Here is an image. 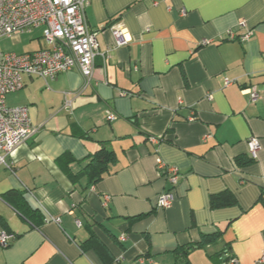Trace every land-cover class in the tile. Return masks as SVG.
<instances>
[{
    "label": "crops",
    "instance_id": "obj_1",
    "mask_svg": "<svg viewBox=\"0 0 264 264\" xmlns=\"http://www.w3.org/2000/svg\"><path fill=\"white\" fill-rule=\"evenodd\" d=\"M86 18L99 46L89 82L78 68L24 75L6 97L37 131L0 164V231L18 235L0 264H181L184 248L190 264H264V0H89ZM240 21L250 39H226ZM36 30L18 53L45 46L42 28L11 39ZM102 142L116 160L90 183L77 174ZM159 157L180 172L164 209ZM222 192L235 201L212 208ZM92 235L110 258L83 247Z\"/></svg>",
    "mask_w": 264,
    "mask_h": 264
},
{
    "label": "built area",
    "instance_id": "obj_2",
    "mask_svg": "<svg viewBox=\"0 0 264 264\" xmlns=\"http://www.w3.org/2000/svg\"><path fill=\"white\" fill-rule=\"evenodd\" d=\"M88 3L89 0H0V41L42 28L45 42L44 47L25 53L3 51L0 47V164L5 163V155L12 154L37 131V127L32 125L28 105L10 107L6 103L8 94L24 88V75L39 77L48 83L59 74L78 68L86 83L91 80L99 46L86 18ZM238 27L244 31L238 35L229 29L226 39L249 40L253 30L245 21H240ZM113 33L118 45L127 41L123 40L122 30L114 29ZM212 42L211 39L202 41L203 44ZM226 83L231 84L232 81L227 80ZM243 90L249 94L252 103L261 98L257 86ZM108 118L114 120L116 116L110 114ZM247 145L250 156L256 159L260 150L259 138L252 136ZM157 163L169 184L158 197L157 207L169 208L175 200L174 190L180 172L160 157ZM17 236L14 232L0 231V246H9ZM261 261H264V254ZM235 262L236 258L230 259L231 264Z\"/></svg>",
    "mask_w": 264,
    "mask_h": 264
},
{
    "label": "trees",
    "instance_id": "obj_3",
    "mask_svg": "<svg viewBox=\"0 0 264 264\" xmlns=\"http://www.w3.org/2000/svg\"><path fill=\"white\" fill-rule=\"evenodd\" d=\"M88 162L82 168V170L77 174V176H81L82 174H86L90 183H96L100 179L103 178V175L109 171V165L116 160L115 152L111 149H108L106 142H102V148L90 155L87 159ZM85 160V161H87ZM247 161V160H246ZM245 161V162H246ZM235 201L232 195H229L225 192L212 194L210 197V206L212 208H219L226 206L227 204H231ZM220 232H216L209 235H202L201 240L198 242L200 247L207 245L208 243L215 242L220 237ZM90 242V244H88ZM89 245L94 246L102 256H109V252L106 250V247L102 245V243L98 240V238L94 235L91 236V240L83 245V247H88ZM186 248L182 249L181 255L184 260H182L181 264H190L188 259L185 258Z\"/></svg>",
    "mask_w": 264,
    "mask_h": 264
},
{
    "label": "rangeland",
    "instance_id": "obj_4",
    "mask_svg": "<svg viewBox=\"0 0 264 264\" xmlns=\"http://www.w3.org/2000/svg\"><path fill=\"white\" fill-rule=\"evenodd\" d=\"M40 33V30H36L32 34H24L22 35L20 41H16L11 38H3L0 41V47L3 51H23V50H29L33 49L35 47V42H31V36L38 35Z\"/></svg>",
    "mask_w": 264,
    "mask_h": 264
}]
</instances>
